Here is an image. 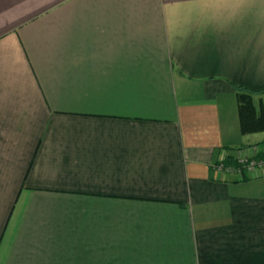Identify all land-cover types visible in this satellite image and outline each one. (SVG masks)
Returning a JSON list of instances; mask_svg holds the SVG:
<instances>
[{"label":"crops","instance_id":"1","mask_svg":"<svg viewBox=\"0 0 264 264\" xmlns=\"http://www.w3.org/2000/svg\"><path fill=\"white\" fill-rule=\"evenodd\" d=\"M236 87L264 0H0V264H264Z\"/></svg>","mask_w":264,"mask_h":264},{"label":"trees","instance_id":"2","mask_svg":"<svg viewBox=\"0 0 264 264\" xmlns=\"http://www.w3.org/2000/svg\"><path fill=\"white\" fill-rule=\"evenodd\" d=\"M238 98V113L240 120V129L243 135H250L264 132V107L257 106L253 98L255 96L264 95V88L260 90H248L244 87H236ZM259 157H264V152L259 153ZM227 164H231L237 169H242L239 161L232 156L225 158ZM247 173L244 171L242 177H246ZM243 178V179H244Z\"/></svg>","mask_w":264,"mask_h":264},{"label":"rangeland","instance_id":"3","mask_svg":"<svg viewBox=\"0 0 264 264\" xmlns=\"http://www.w3.org/2000/svg\"><path fill=\"white\" fill-rule=\"evenodd\" d=\"M253 100H254V103L257 106L263 105V107H264V96H261V95L260 96H257V97L255 96L253 98ZM261 139H263V138L259 137L260 142H258L257 144L252 145V147L250 146V147H244L243 149H235V155L237 156L236 157L237 158V161H239V159H243V158H244V160L248 159L249 161L250 160H263L264 157L263 158L262 157L261 158L259 157V153L260 152H264V140H261ZM230 165L231 164H227L225 162V159L224 160H220V161H218L214 165L213 170L215 172H217V173L225 172V173H228V174H232L234 172L231 171V170H223V169H220L221 167H225V169L226 168L228 169V168H230ZM247 175L254 176L253 174L252 175L251 174H247Z\"/></svg>","mask_w":264,"mask_h":264},{"label":"built area","instance_id":"4","mask_svg":"<svg viewBox=\"0 0 264 264\" xmlns=\"http://www.w3.org/2000/svg\"><path fill=\"white\" fill-rule=\"evenodd\" d=\"M239 163L240 165L242 166V169H237L236 167L232 166L230 168H226L225 167H221L220 169H223V170H231L237 174H239L241 177L244 173V171L247 173V174H253V175H264V159L263 160H244L243 159H239ZM258 168V169H257Z\"/></svg>","mask_w":264,"mask_h":264}]
</instances>
